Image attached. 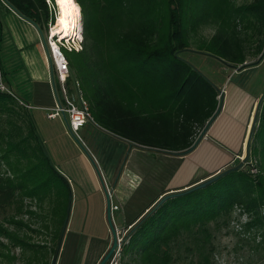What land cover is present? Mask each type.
<instances>
[{"label": "trees", "instance_id": "16d2710c", "mask_svg": "<svg viewBox=\"0 0 264 264\" xmlns=\"http://www.w3.org/2000/svg\"><path fill=\"white\" fill-rule=\"evenodd\" d=\"M2 1L41 36L46 0ZM67 1L79 8L81 45L79 52L69 51L71 57L61 53L67 61L65 92L69 97L79 92L91 124L123 145L183 151L214 112L218 92L179 53L210 56L239 67V74L264 57V0L241 6L231 0ZM206 28L212 33L203 36ZM247 59L256 61L244 65ZM52 81L60 100L56 78ZM20 103L11 91L0 92V237L36 253L46 248L43 243L18 239L7 229L43 233L55 257L70 189ZM245 149L244 165L227 166L204 188L166 200L128 223L116 264H212L214 234L228 227L234 209L247 216L243 229L258 231L257 246H264V93ZM119 155L115 149L109 164L115 167ZM21 215L28 225L17 220ZM31 222L39 228H30Z\"/></svg>", "mask_w": 264, "mask_h": 264}, {"label": "crops", "instance_id": "0c3cea01", "mask_svg": "<svg viewBox=\"0 0 264 264\" xmlns=\"http://www.w3.org/2000/svg\"><path fill=\"white\" fill-rule=\"evenodd\" d=\"M2 5L4 6V11L7 12L9 16L23 26L29 28L34 34L32 28L35 26L33 24L18 16L7 7L5 3H2ZM35 37L36 36H34V40ZM19 38L20 35L18 33L13 34L15 43L10 42V40H13H9V38L4 35L2 22L0 20V53L2 52L5 54L4 56L8 63L5 67V71L10 74V78L12 79V85L7 86L4 83L5 88H8L21 103H23V106L29 107L28 114L30 115L36 133L45 148L51 164L69 186L71 195L70 209L73 196L74 199H79V203L74 204L76 208L79 207V209L85 208L91 201L94 213L93 219L98 221L100 227L102 226V228H104V232L99 235L84 234L80 230V224L83 223L81 222L82 218H74L73 223L77 220L75 229L81 231V238L85 239L83 243L102 244L104 234L108 232L104 224V199L102 197L103 195H101L99 176L107 183V190H109L117 174L118 163L120 164L123 155L127 152V148L112 136L100 131L91 123H87L81 128L86 137L89 135L88 145L84 146L81 142L82 146H79L66 136L68 134L66 132V119L64 121L62 116L54 119L46 118V112L54 107L53 98H57L54 83L52 78H50L51 89L47 82V78H45L46 80H37V78L33 77L29 64L31 62L30 56L27 51H23L24 46L23 43L19 41ZM15 51H22L23 58L17 56L14 53ZM39 51L41 55V50ZM41 61L45 64L42 55ZM251 61L252 60L247 59L244 65L252 63ZM224 66L231 70L229 72L230 74H239V69L235 71L227 65ZM229 83H231V80H229L228 83L224 81L220 87H217L221 90L220 95L222 98L220 113L207 130L205 137H203L190 154L183 157H176L167 153V151L144 148L132 144L127 152L116 183L109 194L110 219L114 229L126 228L128 227V223L135 219L130 222L122 219V224H120V226L118 225V227L115 221H113L111 212L119 211V203H125L126 199L133 195L139 187V183H141L153 168H165V161L174 166L171 176L184 173L185 179L179 186L168 188L158 193L151 201L147 202L145 209L142 211L143 213L146 208H149L160 196L193 186L213 176L218 171L223 170L228 166V162L234 159L235 156L244 157L246 153V142L253 124L256 105L260 99L261 93L251 97L242 87V84H232L228 86ZM218 98L219 93L217 100ZM60 139L61 143L58 142ZM115 149H120V155L117 158V165L114 167L109 164L108 159ZM148 153H153L154 155L149 156L147 155ZM159 158L162 160H159ZM207 163L208 168L207 166L204 167ZM141 197H144V195L142 194ZM112 198L115 203L111 204L110 199ZM112 207H116V210H113ZM64 235H66V233ZM87 238L90 239L88 240ZM95 239L97 240L95 241Z\"/></svg>", "mask_w": 264, "mask_h": 264}, {"label": "rangeland", "instance_id": "374dc122", "mask_svg": "<svg viewBox=\"0 0 264 264\" xmlns=\"http://www.w3.org/2000/svg\"><path fill=\"white\" fill-rule=\"evenodd\" d=\"M231 1L236 6L246 5L250 2V0ZM2 3L3 1L0 0V20L2 22L4 35L8 37L9 40H13H10V42H14L13 34L18 33L20 35L19 41L23 43V51H27L31 59V62L29 64L33 77L37 78V80L47 78V82L51 88V76L55 77L58 82L59 80L56 74L55 67L48 55L47 41L49 39L50 41H53L59 48L61 53H63L62 51L67 52L65 55L68 57L72 56L69 51H72L74 53L79 52L81 45L80 12L78 14L79 17H77V24L73 29L72 37L70 36L68 38H60L59 35L57 36V34L56 36H51L50 33L52 28L56 24L59 11L56 6L55 0H46L45 4L47 8L48 19L45 23H43L41 27L42 33L40 36L38 30L35 27H31L34 31L33 34V32L29 28L23 26L22 24L15 21L11 16H9L7 12L4 11V6L2 5ZM211 33L212 29L210 28H206L202 31L203 36L210 35ZM34 36H36L35 40ZM39 50H41V55L44 57L45 64L43 63V61H41ZM14 53L20 58H23L22 51H15ZM4 55L5 54H3L2 52L0 53V67L3 74L1 81L3 85L5 83V85L10 86L12 85V79L10 78V74L5 71V67L8 65V63ZM179 57L182 58L186 63H188V65L191 66L193 70L203 76L220 93L221 90L217 87H220L222 83H224V81L225 83H228L229 80H231V83H229L228 86L232 84H242V87L250 94L251 97L258 95L259 93H264V57L262 58L259 65L249 68L245 72L240 74H230L229 72L231 70L227 69L217 59L203 54L195 53L193 51L181 52L179 53ZM255 61L256 59H253L251 62ZM55 103L56 100L55 98H53V104L55 105ZM77 134L80 140L68 134L66 136H68L70 140H72L79 146H82L81 142L84 144V146H87L89 135L86 137V135L83 133V130L81 129L77 132ZM58 142L61 143V139L58 140ZM147 155L153 156L154 154L148 153ZM236 157L237 156H235V159H232L228 162V166H234L239 163L240 166L244 165L243 160L245 155L244 157H242V160L240 162L236 159ZM159 160L162 159L159 158ZM165 162V168H153L150 173L145 176L141 183H139V187L133 193V195L127 198L125 203H119L120 209L118 212H111L113 221H115L117 226H120V224H122V219L130 222L131 220L138 218L143 213L142 211L143 209H145L147 202L151 201L158 193L168 188L177 187L182 184L183 180L185 179L184 173H182L181 175L178 174L175 176H171L174 166L171 163L168 164L167 161ZM207 165L208 163L204 165V167ZM103 184L107 188V183L104 182ZM142 194L144 195V197H141ZM101 195H103L102 190ZM110 202L111 204L115 203L113 198L110 199ZM78 203L79 199H74L73 196L68 224L65 230L66 235H64L63 239H61L55 264H97L109 248L110 236L106 221L104 222V224L108 233L104 234L102 244H88L86 242L83 243L85 239L81 238L82 232L84 234L99 235L104 232V228H102V226L100 227L98 221L93 219L94 213L91 201V205L88 204L85 208H81L82 211L81 209H79V207L76 208V206L74 205ZM31 209L33 210V207ZM78 217L82 218L81 222L83 223L80 222V230L82 232L75 229V226L77 225L76 219V221L74 220L75 223H73V219ZM231 217L233 219H231V221L229 222L228 227L221 230L219 233L214 234L215 237L213 243L215 248L214 254L212 255V264H264V246H257L260 240L259 232L252 230L245 231L243 229V225L247 223L249 219L244 214H240L238 209H234ZM17 220H20V222H22L24 226L28 225L30 222L28 221V219H26L25 216L22 215L17 217ZM30 224V228L34 229H38L40 226L39 222H31ZM127 228L128 227L115 228L116 237L119 241H121V238L123 237ZM7 230V232L13 234L18 239H24L33 244L43 243L46 248L36 253H31L25 250L20 251L19 248L11 247L10 243H8L6 239L0 237V264H51L54 256H52L50 249L53 246L52 243L49 242V239L45 237L43 233L41 235L32 234L29 231L24 230L16 231L11 229L10 227H8ZM40 231L44 232L43 229ZM87 239L89 240L90 238ZM96 240L97 239H95V241ZM106 264H115V261H111L109 259Z\"/></svg>", "mask_w": 264, "mask_h": 264}, {"label": "built area", "instance_id": "2783aa9c", "mask_svg": "<svg viewBox=\"0 0 264 264\" xmlns=\"http://www.w3.org/2000/svg\"><path fill=\"white\" fill-rule=\"evenodd\" d=\"M47 49H48L49 58L51 59L55 67L56 74L58 76L59 82L57 80L56 81L59 86L60 100L55 97L56 103L51 110L46 112V118L54 119L59 116L65 117L67 133L80 140L77 132L85 124L92 122L87 110V106L85 102L81 99L79 92H77V94L72 97H69L66 94L64 89V81L65 78L67 77V63L64 57L62 56L59 48L55 45L53 41H50V39L47 41ZM55 58H57V61ZM0 92H5L10 94V90L4 87L1 79H0ZM20 104L23 106L22 103ZM23 107L27 109L29 108L28 106L25 105ZM236 159L240 162L242 160V157H236ZM249 172L251 174L252 173L255 174V170L252 168L249 170ZM112 209L116 210V207H112ZM117 242L120 243L118 239ZM118 252H119V246L115 250L112 258L110 259L111 261H115V264H116V258L118 256Z\"/></svg>", "mask_w": 264, "mask_h": 264}, {"label": "water", "instance_id": "95a60500", "mask_svg": "<svg viewBox=\"0 0 264 264\" xmlns=\"http://www.w3.org/2000/svg\"><path fill=\"white\" fill-rule=\"evenodd\" d=\"M220 62L222 64H224L222 61H220ZM238 69H239L238 67H235L234 68L235 71L238 70ZM218 93H219V98L217 100V105H216V108H215L214 112L207 119V121L204 123L203 127L201 128V130L197 134L196 138L193 140L192 144L187 149H185L183 151H179V152H167V153H169V154H171L173 156H176V157H183V156H186V155L190 154L196 148V146L198 145V143L203 139V137H205V134H206L207 130L209 129V127L211 126V124L213 123V121L216 119V117L220 113L221 106H222V98H221V95H220L221 93L220 92H218ZM63 119L65 121V118L64 117H63ZM125 146L127 148L126 151L128 152V150L130 149V147L132 146V144L125 143ZM127 152L123 155V157H122V159L120 161V164L118 166L117 174H116L114 180L112 181V184H111L109 190H107V188L104 186V184H103L104 182L101 179V177L99 176V180H100V184H101V190H102L103 197H104V217H105V221H106V224H107V227H108V232H109V235H110V245H109V248L107 249V251L105 252V254L102 256V258L99 260V262L97 264H106V262L109 259L112 258L115 250L119 246V243L117 242L116 232H115V229L112 226L111 219H110L109 194L111 192V189L113 188V186L116 183L118 174H119L120 170L122 169V166H123L125 157L127 155ZM220 173L221 172L218 171L213 176H211V177H209V178H207V179H205V180H203V181H201V182H199V183H197V184H195L193 186H190L188 188H185L183 190L176 191V192H171V193H167V194H164V195L160 196L148 209L145 210V212L143 214L147 213L148 211H152V210L158 208L166 200L173 199V198H176V197H180V196H182L184 194H187V193H189L191 191H195V190H199V189L204 188L206 185H209L210 183H212L213 181H215L218 178V176L220 175ZM58 251H59V248L56 251L55 257L53 258L51 264H55V260H56Z\"/></svg>", "mask_w": 264, "mask_h": 264}, {"label": "bare ground", "instance_id": "6f19581e", "mask_svg": "<svg viewBox=\"0 0 264 264\" xmlns=\"http://www.w3.org/2000/svg\"><path fill=\"white\" fill-rule=\"evenodd\" d=\"M59 15L55 26L52 28L50 35H59L60 38L72 37L73 29L77 24V17L79 14L76 5H69L67 0H55ZM57 61V58H55Z\"/></svg>", "mask_w": 264, "mask_h": 264}]
</instances>
